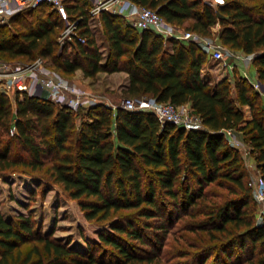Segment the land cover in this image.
Listing matches in <instances>:
<instances>
[{"label":"trees","instance_id":"obj_1","mask_svg":"<svg viewBox=\"0 0 264 264\" xmlns=\"http://www.w3.org/2000/svg\"><path fill=\"white\" fill-rule=\"evenodd\" d=\"M132 1L203 37L220 25L218 42L254 55L264 88V0ZM66 6L85 43L76 38L61 45L65 21L43 5L0 26V57L26 64L44 58L65 79L79 70L91 79L125 72L123 98L189 104L202 127L162 124L151 112L104 104L76 112L47 95H18L15 107L0 91V178H41L43 196L60 187L87 221L104 228L99 242L85 240L84 253L72 240L45 234L29 203L26 213L8 218L0 199V264H264V222L257 219L250 174L225 133H243L264 181L261 94L237 68L234 83L229 77L206 82L202 70L211 56L200 44L166 43L108 13L101 15L108 45L102 63L90 28L91 1L66 0Z\"/></svg>","mask_w":264,"mask_h":264},{"label":"built area","instance_id":"obj_2","mask_svg":"<svg viewBox=\"0 0 264 264\" xmlns=\"http://www.w3.org/2000/svg\"><path fill=\"white\" fill-rule=\"evenodd\" d=\"M90 24L97 21L101 24V15L108 13L126 19L135 29L152 30L169 41H190L200 44L211 56V59L222 63L225 67L234 69L237 62H253L254 55L235 53L218 42L217 38L203 37L198 33L188 32L164 20L157 11L141 6L132 0H90ZM48 5L57 11L65 21L64 30L60 36V43L73 42L78 38L82 43L86 40L79 37V20L71 19L66 0H0V26L7 25L10 20L28 10ZM102 25V24H101ZM244 77L250 81L248 73L243 71ZM256 89H261L259 81H250ZM0 91L10 98L13 95L43 96L62 107L71 110L88 109L101 104L100 97L90 93L76 84L64 79L60 74L49 68L47 60L39 58L33 63L16 64L0 61ZM116 110L115 106H110ZM129 111H147L153 113L162 123H173L185 129L202 127L201 119L196 116L189 104L175 106L171 103H159L155 99L124 100L120 106ZM234 130L225 133L234 147H239ZM15 129L12 130V135ZM249 186L252 188L257 204L261 207L259 220L264 222V181L261 176L253 178Z\"/></svg>","mask_w":264,"mask_h":264},{"label":"rangeland","instance_id":"obj_3","mask_svg":"<svg viewBox=\"0 0 264 264\" xmlns=\"http://www.w3.org/2000/svg\"><path fill=\"white\" fill-rule=\"evenodd\" d=\"M90 28L93 29V33L97 39L100 52L103 55V61H106L108 56V45L105 38L104 28L97 21L92 22ZM219 31L220 25L213 27V35L211 38H217ZM0 61L8 62L1 57ZM12 63L20 65L26 64L24 60H18ZM49 68L52 71H55L50 65ZM235 68L238 69V73H236L237 75H243V71L245 70L250 77V81L254 82L258 80L254 73L252 62H237V67H234V69ZM234 69L227 68L222 63L211 59L209 60L208 65L202 70V77L211 85H215L228 77L234 83V76L231 75ZM81 77L82 76H80L81 81H79L81 85L77 83L74 84L81 88L84 86L83 89L100 97L102 100L101 104L117 107L122 106L124 100H127L122 96V91L126 87V79L123 73H102L96 76L95 79H88L87 83H85ZM256 90L261 94L264 100V88L262 87L261 89ZM16 96L12 94V99L15 100ZM24 97V94L19 95L20 100H23ZM78 110L74 111L77 112ZM244 111L246 116L250 117V112L247 107L244 108ZM80 121L79 118L77 124L79 126ZM236 139L239 142V147L237 149L241 151L248 171H252L254 177H259L260 173L256 167L255 155L253 154L251 147L245 142L243 133L236 131ZM253 176H250V181H253ZM42 183L43 179L41 178L35 180L20 174L12 175L7 180L0 179V199L2 201V211L4 215L9 218L20 213H26L27 210L25 206L29 203L32 211L36 215L37 223L40 226L42 225L45 234L54 232V238L60 239L64 242L72 240L71 247L87 253L88 249L85 240H88L91 243L99 242V234L104 228H101L93 222L87 221L78 202L71 200L60 187L56 186L46 195H41ZM34 191H37L36 199L31 200L30 194ZM260 213L261 207L258 205L257 219H259ZM105 228H109V225Z\"/></svg>","mask_w":264,"mask_h":264},{"label":"crops","instance_id":"obj_4","mask_svg":"<svg viewBox=\"0 0 264 264\" xmlns=\"http://www.w3.org/2000/svg\"><path fill=\"white\" fill-rule=\"evenodd\" d=\"M93 30V29H92ZM106 61H103L102 63H105ZM117 73H123L124 74V76H125V79H126V86L128 85V82H129V78H128V74H126L125 72H117ZM100 74H102V73H99L98 75H100ZM105 74H108V73H105ZM113 74H115V73H113ZM97 75V76H98ZM80 76H82L81 78H83V81L85 82V83H87L88 82V79H91V78H85L84 77V75H83V72L82 71H77L76 72V74L72 77V78H69V79H66L67 81L69 80L70 82H72V83H77V84H80V82L79 81H81V79H80ZM65 79V78H64ZM71 80H73V81H71ZM81 85V84H80ZM83 88H84V86H83ZM12 99V98H11ZM12 101L14 102V101H16V98H15V100H13L12 99ZM15 104L16 103H14V106H15ZM16 107V106H15ZM248 108V110H249V112H250V109H249V107H247ZM249 118V117H248ZM234 134H235V137H236V132H234ZM249 172H250V176L252 177L253 176V172L252 171H250L249 170ZM253 178H254V176H253ZM1 179V178H0ZM33 179V178H32ZM36 180V179H35Z\"/></svg>","mask_w":264,"mask_h":264}]
</instances>
